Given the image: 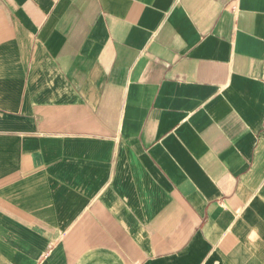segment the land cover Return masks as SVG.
Here are the masks:
<instances>
[{
    "label": "crops",
    "instance_id": "crops-1",
    "mask_svg": "<svg viewBox=\"0 0 264 264\" xmlns=\"http://www.w3.org/2000/svg\"><path fill=\"white\" fill-rule=\"evenodd\" d=\"M0 264H264V0H0Z\"/></svg>",
    "mask_w": 264,
    "mask_h": 264
}]
</instances>
